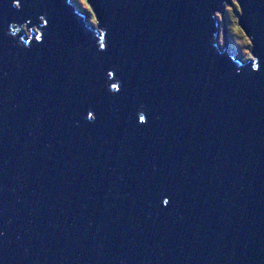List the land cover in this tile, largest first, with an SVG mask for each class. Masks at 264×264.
<instances>
[{
    "label": "water",
    "instance_id": "obj_1",
    "mask_svg": "<svg viewBox=\"0 0 264 264\" xmlns=\"http://www.w3.org/2000/svg\"><path fill=\"white\" fill-rule=\"evenodd\" d=\"M87 1L0 0V264H264V0L256 69L230 0Z\"/></svg>",
    "mask_w": 264,
    "mask_h": 264
},
{
    "label": "rangeland",
    "instance_id": "obj_2",
    "mask_svg": "<svg viewBox=\"0 0 264 264\" xmlns=\"http://www.w3.org/2000/svg\"><path fill=\"white\" fill-rule=\"evenodd\" d=\"M75 1V3L78 5L77 9L79 10H83L85 11L87 14V20H88V23L90 25H93V26H97L98 25V22H97V19L95 17V15L93 14L92 11H89L88 8H86L84 6V4L81 3V0H73ZM237 0H235L236 2ZM88 2V1H87ZM232 8L234 9V2L233 0H230V3L227 5L224 6V14H220V13H216L215 14V17L217 18V20H219L220 22V43L223 45L224 44V37H223V34H224V31L226 29V24L228 25H231V30L232 31H229V34H230V39H231V42H232V47L235 51H237L239 53L240 56H243L242 57V60H251L253 58L252 54H250V45L252 46L250 40L248 37H246V35L239 29V26L237 25H232L231 23V16H229V13H227L228 9H231ZM81 10V11H82ZM238 13L239 10H238ZM238 13L236 14V17L238 16ZM233 19V18H232ZM235 24L237 23V20L233 19L232 20Z\"/></svg>",
    "mask_w": 264,
    "mask_h": 264
},
{
    "label": "trees",
    "instance_id": "obj_3",
    "mask_svg": "<svg viewBox=\"0 0 264 264\" xmlns=\"http://www.w3.org/2000/svg\"><path fill=\"white\" fill-rule=\"evenodd\" d=\"M74 2H75V1H74ZM87 3H88V2H87ZM75 4H76V3H75ZM88 5H89V4H88ZM236 5H237V3L234 2V9L232 8L231 11H229V9H228V11H227L226 14L229 13V16H231V20H230V21H231L232 25H237V26H239V25H238V20H239V13H238V10H239L240 8L237 9ZM76 6H78V5L76 4ZM89 7L91 8V11H93V10H92V7H91L90 5H89ZM81 10H82V9H81ZM237 13H238V16L236 17V14H237ZM232 18H233L234 20H235V19L237 20V23H236V24L232 21V20H233ZM227 27H228V30H229V31H232L231 28H230L231 25L228 24ZM239 29H240V27H239ZM240 30H241V29H240ZM241 31H242V30H241ZM242 32H243V31H242ZM243 33H244V32H243ZM250 48H251V45H250Z\"/></svg>",
    "mask_w": 264,
    "mask_h": 264
},
{
    "label": "snow or ice",
    "instance_id": "obj_4",
    "mask_svg": "<svg viewBox=\"0 0 264 264\" xmlns=\"http://www.w3.org/2000/svg\"><path fill=\"white\" fill-rule=\"evenodd\" d=\"M233 2H235V0H233ZM81 3L84 4V6H85L86 8H88L89 11H91V8L89 7V5H88V3H87V0H81ZM15 6H16L17 8H19V7L21 6L19 0H16ZM236 7H237V9H239V5H238V4L236 5ZM229 11H231V9H229ZM40 19L44 21V24H45V25H47V24L49 23L48 20H44L43 16H41ZM252 67H253V69H256V67H257V62L255 61V58H253V64H252Z\"/></svg>",
    "mask_w": 264,
    "mask_h": 264
},
{
    "label": "clouds",
    "instance_id": "obj_5",
    "mask_svg": "<svg viewBox=\"0 0 264 264\" xmlns=\"http://www.w3.org/2000/svg\"><path fill=\"white\" fill-rule=\"evenodd\" d=\"M223 14H224V13H223ZM223 14H222V15H223ZM219 24H220V23H219ZM218 27L220 28V25H218ZM219 30H220V29H219ZM226 31H227V33H229V30H228L227 28H226ZM250 51H252L251 48H250ZM250 54H251V53H250ZM252 56H253V55H252ZM253 58H254V57H253ZM253 58H252V59H253Z\"/></svg>",
    "mask_w": 264,
    "mask_h": 264
},
{
    "label": "bare ground",
    "instance_id": "obj_6",
    "mask_svg": "<svg viewBox=\"0 0 264 264\" xmlns=\"http://www.w3.org/2000/svg\"><path fill=\"white\" fill-rule=\"evenodd\" d=\"M78 8V7H77ZM220 38V37H219Z\"/></svg>",
    "mask_w": 264,
    "mask_h": 264
}]
</instances>
